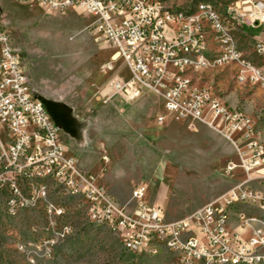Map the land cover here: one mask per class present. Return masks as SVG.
<instances>
[{
    "label": "built area",
    "instance_id": "built-area-1",
    "mask_svg": "<svg viewBox=\"0 0 264 264\" xmlns=\"http://www.w3.org/2000/svg\"><path fill=\"white\" fill-rule=\"evenodd\" d=\"M36 4L45 14L72 9L92 17L88 25L96 42L114 51L99 66L101 73L110 76L97 98L106 101L118 96L125 101L137 99L148 91L162 101L164 114L157 115L162 123L168 116L184 121L195 130L198 124L217 132L232 147L236 162L227 164V172L240 168L244 176L228 191L221 193L192 212L168 219L161 206L148 202L146 184H135L125 202H120L100 184L94 174L80 167L76 156L61 138L62 126L46 108L40 96L33 93L26 66L13 43L0 8V168H20L21 180L0 176L1 205L34 207L27 203L30 190H39L42 209L50 210L45 226L55 228V237L44 242V256L58 243L59 229L54 226L53 208L44 202L41 177L71 182L70 200L74 192H85V204H78L84 213L86 200L98 203L94 217L109 222L121 240L136 248L167 245L174 249L177 260L193 264H219L231 258H244L255 263L264 255V219L241 216L237 211L235 224L229 218L228 199L260 202L264 207V141L255 134L254 117L238 107L225 104L204 85L195 84L189 75L196 66L214 69L210 55L205 63H196L197 46L202 36L219 25L218 37L224 38L226 65L238 64L235 80L242 77L257 80L264 86V66L246 64V54L264 55V0H206L198 13L190 9L173 8L163 0H17ZM191 4L192 1H188ZM177 18L179 26H164V19ZM234 25L233 33L226 26ZM230 37L250 40V48L230 52ZM186 53H194L192 70L181 66ZM121 59L128 71L125 78L114 67ZM48 147H55V156H48ZM36 174L32 188H24L23 175ZM257 182L260 186H253ZM59 192L63 189L59 188ZM68 211H60L67 218ZM70 217V216H69ZM68 217V218H69ZM70 234V233H67ZM30 255L25 245L19 244ZM158 254L159 253H152ZM33 264V263H32Z\"/></svg>",
    "mask_w": 264,
    "mask_h": 264
},
{
    "label": "rangeland",
    "instance_id": "rangeland-1",
    "mask_svg": "<svg viewBox=\"0 0 264 264\" xmlns=\"http://www.w3.org/2000/svg\"><path fill=\"white\" fill-rule=\"evenodd\" d=\"M163 1L173 8H193L187 0ZM0 8L33 93L46 101L48 112L61 124V138L80 167L94 174L115 199L125 202L132 187L142 182L147 186L145 200L161 206L166 218L176 219L244 178L240 168L227 172V164L237 158L217 132L201 124L191 130L168 116L157 122L165 110L156 95L143 91L131 101L97 98L110 76L99 66L114 50L94 40L88 27L91 16L72 9L45 14L36 4L17 0H0ZM242 38H237L240 47L250 48V40ZM113 63L129 76L120 58ZM189 75L195 84L253 116L264 131V87L237 83L230 65ZM48 186V199L63 205L70 216L59 217L55 226L70 223V234L59 229L58 243L44 256V242L55 237V228L44 225L50 215L41 210L42 201L10 214L0 200V264H179L164 247L156 252L160 255L124 250L114 232L88 223L76 200L65 197L51 181ZM238 210L241 216L264 219L263 210L235 200L229 212L232 224ZM19 244L31 251V261Z\"/></svg>",
    "mask_w": 264,
    "mask_h": 264
},
{
    "label": "bare ground",
    "instance_id": "bare-ground-1",
    "mask_svg": "<svg viewBox=\"0 0 264 264\" xmlns=\"http://www.w3.org/2000/svg\"><path fill=\"white\" fill-rule=\"evenodd\" d=\"M187 1H192L191 4L193 3V8L190 9L191 13H198L202 9V5L206 3V0H187ZM164 26H179V19L177 18L164 19ZM233 32H234V25H227L226 33H233ZM218 33H219V25H212V30L206 31L204 33V36H202V46H197L196 63H205V55H210V62H214V67L226 65V62L222 60V58L225 57L224 38L218 37ZM237 38L238 37H230V52H238V48H241L238 43ZM211 40L216 44L217 51L216 52L214 51L211 54H209L208 44ZM193 62H194V53H186L184 55V58L181 59V66H183L185 70H192ZM245 62L246 64L264 66V55L246 54ZM236 65L238 66V64ZM197 69H205V68L204 66H196V70ZM242 84L259 85V83H257V80L250 78V77H242ZM0 88H3V80H0ZM224 103L227 104L226 102ZM254 126H255V134H261V130L255 119H254ZM48 156H55V147H48ZM0 176H7V177H11L14 180H21V170L20 168L1 167ZM48 181L53 182L56 188L57 186H59L61 189H63L62 194L67 198H70L69 195H65V194H71V182L66 181V180H59V184H56V180H50V178L48 177H41V187H44L45 189L44 202L48 203L53 208H60V211H66L63 205H60V204L56 205L53 201L48 199V196H49ZM34 182H36V174L23 175L24 188H32V186L34 185ZM74 199H76L78 204H85V192H74ZM235 200L237 199H228L229 212ZM39 201H42V198H40V195H39V190H30V195H27V203H34V206H35ZM238 201L245 203L244 200H238ZM248 204L253 205L257 207L258 209L264 211V207H260V202H249ZM23 208L25 207H10V209H7V210L10 214H16L17 212H19L20 209H23ZM46 211L50 215V210H46ZM60 211H53L54 226L57 223V219L60 217ZM92 211H98V203L94 200H86V210H84V215L88 223H91L92 225L97 226V227H105L109 229L110 231H112V227L110 226L109 222H103L101 221V218L94 217V213H92ZM253 217L258 218L257 216H253ZM63 225H68L67 230L62 229L65 233H68L71 230L70 223L67 222V223H64ZM63 234L64 233H62V235ZM52 238H54V236ZM119 239H120L122 248L124 250L130 253L136 254V248H134V246H132L130 243H128L125 240H121V238ZM49 241L50 240H48V242ZM160 247H164L165 249L171 251L175 255L174 249L171 247H168L167 245L146 246L145 248H142V252H146V253L149 252L151 254L156 253ZM175 256L177 259V255ZM177 261L179 264H193V261H186V263H184L183 260H177ZM219 264H264V255L257 256V258L255 259V263L251 260L244 259V258H231V259L222 260L220 261Z\"/></svg>",
    "mask_w": 264,
    "mask_h": 264
},
{
    "label": "crops",
    "instance_id": "crops-1",
    "mask_svg": "<svg viewBox=\"0 0 264 264\" xmlns=\"http://www.w3.org/2000/svg\"><path fill=\"white\" fill-rule=\"evenodd\" d=\"M208 53L211 54L212 52H216L217 51V46L216 44L211 40L208 44ZM123 64V63H122ZM232 67V69L234 70L235 72V66L234 65H230ZM120 68H117V70L120 72ZM262 130V129H261ZM262 138H263V141H264V131L262 130Z\"/></svg>",
    "mask_w": 264,
    "mask_h": 264
},
{
    "label": "trees",
    "instance_id": "trees-1",
    "mask_svg": "<svg viewBox=\"0 0 264 264\" xmlns=\"http://www.w3.org/2000/svg\"><path fill=\"white\" fill-rule=\"evenodd\" d=\"M46 103V102H45ZM47 108V107H46ZM52 116V115H51ZM54 119V118H53ZM55 120V119H54ZM60 124V123H59Z\"/></svg>",
    "mask_w": 264,
    "mask_h": 264
},
{
    "label": "flooded vegetation",
    "instance_id": "flooded-vegetation-1",
    "mask_svg": "<svg viewBox=\"0 0 264 264\" xmlns=\"http://www.w3.org/2000/svg\"><path fill=\"white\" fill-rule=\"evenodd\" d=\"M46 102V101H45ZM47 107V106H46ZM61 125V124H60Z\"/></svg>",
    "mask_w": 264,
    "mask_h": 264
}]
</instances>
